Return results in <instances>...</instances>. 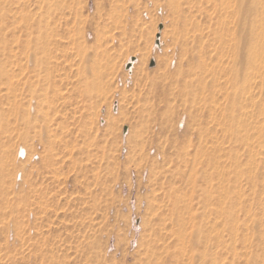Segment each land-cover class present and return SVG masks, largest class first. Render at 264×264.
Listing matches in <instances>:
<instances>
[{"label": "rangeland", "instance_id": "obj_1", "mask_svg": "<svg viewBox=\"0 0 264 264\" xmlns=\"http://www.w3.org/2000/svg\"><path fill=\"white\" fill-rule=\"evenodd\" d=\"M225 14L219 0H0V264H149L155 174L179 162L212 170L227 206L214 262L264 264V67L250 76ZM174 227L160 264L186 262Z\"/></svg>", "mask_w": 264, "mask_h": 264}, {"label": "bare ground", "instance_id": "obj_2", "mask_svg": "<svg viewBox=\"0 0 264 264\" xmlns=\"http://www.w3.org/2000/svg\"><path fill=\"white\" fill-rule=\"evenodd\" d=\"M219 1H220L221 6L223 7V9H225V12H226V14L220 20V22L222 23L221 25L223 26V30L227 33V35H231V34L235 35L236 34L240 40L243 41V39H245L248 41V43H250V46L247 49V51L245 50V60H246V63L250 67V76L251 77L261 76L263 74L262 70L264 67V0H219ZM238 31H239V34H238ZM231 38H235L234 40L237 39V37H231ZM239 39L237 40L238 43H235V41H234V45L237 46L236 50L238 53L242 51V44H241V41L239 42ZM229 40H230V38H229ZM241 54H242V52H241ZM262 84H263V82H262ZM247 86L249 88V85H247ZM233 87H234V89H233L234 94H233V91H231V93H229V96L235 98L236 92L238 89V84L236 83V81L233 82ZM244 88H246V85ZM258 131H259L260 137H264V126H262V127L260 126ZM241 136H239V137H241ZM241 139L243 140V138H241ZM259 145L264 147V145L261 142L259 143ZM164 161L167 162V161H172V160H164ZM186 161H188V160H186ZM186 161L183 160V162H186ZM183 162L181 164H183ZM205 162H207L206 164L209 166V165L213 164L214 160H209V161L207 160ZM179 163L177 164L176 168H174L172 165H170L167 168L160 169L155 174V177H157V180H158L157 181V189H156L157 193L155 194V198L153 199V201L148 203L149 204L148 210H149V214H150L149 216L150 217L148 220L149 234H148V237L146 239V249H147L146 259H147V262L149 264H160V260L162 258L161 251L163 250V246L161 244H162V242H164L165 237L168 234V233L164 232V230L166 229L167 224L169 226L172 224L175 226L174 230L172 231L173 235L175 236V239H174L175 243L173 246V250L175 252V254L173 255L174 260H176L178 258V256H181V259H179L178 262H181V261L183 262L184 259H186L185 264H218V263L214 262L216 259L213 260V258H214L213 257V252H214L213 250H214V245L216 243V240H214V237H213V232H214L213 227L216 224V223L214 224V220H215L214 214L218 212V210H216L217 207L219 210H223V209H226L227 206L224 205V206H226L225 208L224 207L222 209L219 208V206H221V203L220 204L218 203V200H219L218 199L217 203L219 205L217 207H214L215 204H213V201H214L213 199L215 197V195H214V191H215L214 189L215 188L212 187V185H211V181L212 180L214 181V177L213 178L210 177L211 176L210 171H212V170H210L208 172L207 168H205L206 170L205 169L202 170L200 166H197L194 169H190L192 171H189V173H187V172H184V169H182L183 166H180V168H179ZM184 165L186 167L185 170H187V167L189 165L187 166L185 163H184ZM201 171L207 173L204 175V179H203V177L200 179ZM180 172H184V174L182 175L181 181H182V183H185V184L173 186L172 182H171V178L174 176L175 173L180 174ZM224 177H226V175H224ZM224 180H226V179H224ZM224 180H222V181H224ZM201 182L204 183L205 186L200 184ZM223 183H225V182H223ZM225 187H226V185H225ZM185 188H187L190 193L189 192H181ZM222 188L223 187L221 186V190H222ZM221 190H220V192H221ZM229 191H230V189H229ZM231 191H232V189H231ZM220 192L217 191V194H219ZM224 192H226V191L223 190V193ZM183 193H185V196L187 198L182 197V196H184V195H182ZM221 196H223V198L221 197V199H223L222 201H224V199L226 197L224 196V194L223 195L221 194ZM218 198H219V195H218ZM195 199H196V201H195ZM232 200H233V198H232ZM193 201L197 202L196 204L199 206L196 208V210H194L195 209V207H194L195 202H193ZM190 203L192 205L191 209L194 210L193 214H190V211L188 213H187V211L186 212L183 211L184 210L183 205H185V208H186V206H188ZM225 203H226V201H225ZM186 204H188V205H186ZM222 206H223V204H222ZM235 209H236V207H235ZM185 210H187V209H185ZM221 212H223V211H221ZM227 215H228V213H227ZM188 216H189V218H188ZM222 216H223V214H222ZM169 217H170L171 223L168 222ZM219 218H220V216H219ZM228 219H229V217H228ZM221 220H224V219H221ZM216 221H217V219H216ZM221 223H222V221H221ZM225 225H227V224H225ZM217 228L218 227H216V229ZM219 228H220V226H219ZM216 229H215V231H216ZM235 231H233V232H235ZM189 233H190V237H189ZM246 233H248V232H246ZM215 237H216V234H215ZM221 238H223V236ZM171 241L172 240H170V242ZM223 242H222V244L224 246ZM220 243H221V241L219 243H217V245ZM222 244H220V245L222 246ZM234 248H233V250H234ZM221 249H223V247H221ZM234 251H232V252H234ZM235 252H237V251H235ZM220 255L222 256V254H220ZM220 255H218V256H220ZM217 259H220V258H217ZM222 261H223V259H222ZM222 261H220V262H222ZM216 262H218V260H216ZM249 263H251V262H249Z\"/></svg>", "mask_w": 264, "mask_h": 264}, {"label": "water", "instance_id": "obj_3", "mask_svg": "<svg viewBox=\"0 0 264 264\" xmlns=\"http://www.w3.org/2000/svg\"><path fill=\"white\" fill-rule=\"evenodd\" d=\"M134 59V58H133ZM154 60L151 61V64H153Z\"/></svg>", "mask_w": 264, "mask_h": 264}]
</instances>
